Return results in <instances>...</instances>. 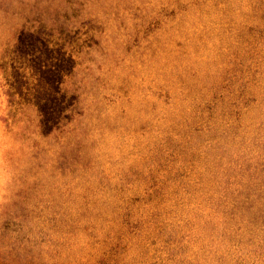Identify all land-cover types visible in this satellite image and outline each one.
Masks as SVG:
<instances>
[{"label":"rangeland","instance_id":"obj_1","mask_svg":"<svg viewBox=\"0 0 264 264\" xmlns=\"http://www.w3.org/2000/svg\"><path fill=\"white\" fill-rule=\"evenodd\" d=\"M21 31L74 60L47 133ZM0 181V264H264V0H0Z\"/></svg>","mask_w":264,"mask_h":264},{"label":"trees","instance_id":"obj_2","mask_svg":"<svg viewBox=\"0 0 264 264\" xmlns=\"http://www.w3.org/2000/svg\"><path fill=\"white\" fill-rule=\"evenodd\" d=\"M12 55L10 90L36 106L41 128L47 133L66 117L70 106L60 84L73 69V57L48 34L30 31L20 32Z\"/></svg>","mask_w":264,"mask_h":264},{"label":"clouds","instance_id":"obj_3","mask_svg":"<svg viewBox=\"0 0 264 264\" xmlns=\"http://www.w3.org/2000/svg\"><path fill=\"white\" fill-rule=\"evenodd\" d=\"M0 183H2V181H0Z\"/></svg>","mask_w":264,"mask_h":264}]
</instances>
